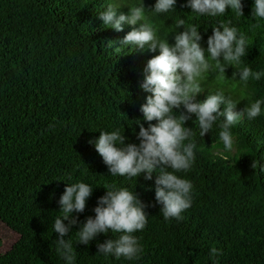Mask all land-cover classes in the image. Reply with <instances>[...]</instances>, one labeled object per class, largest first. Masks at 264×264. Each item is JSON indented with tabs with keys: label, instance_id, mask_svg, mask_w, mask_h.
<instances>
[{
	"label": "trees",
	"instance_id": "obj_1",
	"mask_svg": "<svg viewBox=\"0 0 264 264\" xmlns=\"http://www.w3.org/2000/svg\"><path fill=\"white\" fill-rule=\"evenodd\" d=\"M108 2L112 0H0V220L19 236L10 250L0 253V264H66L57 251L54 221L62 217L59 200L65 188L78 182L93 192L85 211L72 214L78 223L64 237L73 242L74 264H264V104L261 116L233 126L236 143L233 152H224L227 160L218 154L224 150L219 140L222 117L204 137L194 115L186 122L195 132L197 148L191 169L176 173L194 186L192 207L179 221H166L156 202L159 170L152 180L143 174L113 176L95 143H89L101 131L119 130L125 145H139L137 123L149 126L140 109L152 95L140 84L148 61L160 54L147 45L144 50L122 45L142 21L125 23L123 31L104 26L100 14ZM120 2L144 3L148 21L170 45L185 30L176 28L177 19H184L185 27H197L205 50L214 27L231 21L229 26L248 38L246 55L238 67L226 69L225 80L217 79L218 71L206 73L201 82L206 90L195 102L217 91L238 103L236 111L264 101V76L245 85L238 75L245 66L264 72V20L253 16L255 0H241L244 16L229 7L215 17L192 12L188 0H177L166 13L154 12L157 0ZM118 13L129 15L130 7ZM257 22L259 27L252 29ZM112 184L136 193L146 205L147 226L133 234L143 246L140 259L98 254V244L120 235L111 230L88 245L77 243L75 233L95 217L98 200L107 193L104 186ZM213 247L222 255L210 256Z\"/></svg>",
	"mask_w": 264,
	"mask_h": 264
},
{
	"label": "clouds",
	"instance_id": "obj_2",
	"mask_svg": "<svg viewBox=\"0 0 264 264\" xmlns=\"http://www.w3.org/2000/svg\"><path fill=\"white\" fill-rule=\"evenodd\" d=\"M177 0H157L155 13H166L173 9ZM128 6L130 14L118 13V9ZM192 12L213 17L223 15L231 7L237 16H244L241 0H188L186 5ZM144 3L126 5L120 0L108 2L107 11L100 14L104 26L116 31H123L125 23L136 25L142 21L138 29L134 28L121 41L122 45H132L144 50L148 48L160 54L150 59L144 69V79L140 87L149 95L146 103L141 106L144 121L149 122L145 127L139 121L137 138L139 145H125L126 137L119 130L101 134L95 143L99 155L108 166L113 176L140 177L152 180L153 173H157L155 180V199L162 205L161 213L167 221L172 218L182 220V213L193 204V184L190 180L181 178L176 173L187 172L195 162L196 142L193 139V128L186 127V122L196 117L195 123L200 129L199 135L204 137L213 129L214 123L223 118L219 124V140L224 150L218 154L228 159L224 152L234 151L236 143L232 133L234 125L243 119L255 120L262 114L264 101L257 99L247 104L241 111H236L237 102L226 98L223 91H217L207 96L201 103L195 102V97L204 92L202 81L205 74L211 70L218 71V80L227 79L225 71L229 66L235 68L241 64V58L246 55L248 38L239 32L237 27L220 22L214 27V33L207 40V50L201 46L202 36L195 25L185 27L184 19L175 21L176 28L184 27V31L175 36V44L160 39L158 29L146 17ZM253 16L257 21L264 20V0H255ZM259 27V23L251 25L252 29ZM222 29V31H221ZM111 46V44H110ZM119 49V48H117ZM221 57L223 60H221ZM237 73L233 74V79ZM241 81L247 84L251 78L259 81L264 72L253 71L250 67H242L238 73ZM224 110L221 111V106ZM184 109L179 113L174 109ZM178 113V115H177ZM158 121L152 124V121ZM187 141V143H185ZM255 167V164L253 165ZM171 169L172 171H168ZM105 196L99 198L98 206L94 209L95 217H88L81 229L76 232L77 243L88 245L98 234L120 233L115 239H109L97 245L98 254L111 255L116 259H140L143 246L133 235L145 229L148 223L146 205L136 193L127 188H118L115 184L105 185ZM93 188L83 182L69 184L59 200L62 217L54 221L55 233H58L57 251L66 264H74L76 251L71 239L65 240L72 226L78 223L73 213H83L86 202L91 196ZM68 221V224H65ZM222 255L217 248L210 250V256L215 258ZM218 264V262H217Z\"/></svg>",
	"mask_w": 264,
	"mask_h": 264
},
{
	"label": "rangeland",
	"instance_id": "obj_3",
	"mask_svg": "<svg viewBox=\"0 0 264 264\" xmlns=\"http://www.w3.org/2000/svg\"><path fill=\"white\" fill-rule=\"evenodd\" d=\"M19 236L6 221L0 220V253H5L17 243Z\"/></svg>",
	"mask_w": 264,
	"mask_h": 264
}]
</instances>
